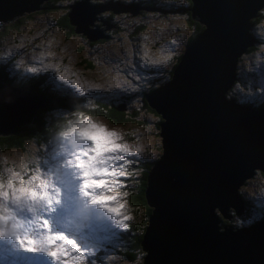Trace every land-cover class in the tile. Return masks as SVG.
<instances>
[{"label":"water","instance_id":"1","mask_svg":"<svg viewBox=\"0 0 264 264\" xmlns=\"http://www.w3.org/2000/svg\"><path fill=\"white\" fill-rule=\"evenodd\" d=\"M47 1L0 0V28L37 11ZM91 1L72 4L68 14L75 34L85 36L89 43L111 39L104 32L115 26L98 19L103 12L132 17L141 10L168 12L120 1L103 5ZM190 1L191 20L204 29L184 51L170 81L146 97L149 107L162 118V154L147 177L145 200L152 212L142 250L149 251V264H264V222L236 233L224 225V219H232V211L235 216L245 211L239 189L257 171L264 173L259 164L264 155V110L227 96L237 81L239 59L255 44L248 30L264 9V0H246L243 28L231 31L225 30L224 22L239 14L233 5L241 0ZM84 4L92 10L91 21L79 11ZM97 21L105 30L94 27ZM19 73L21 77L25 74ZM2 83L0 136L24 133L52 101L46 95ZM61 97L62 101L69 99L68 95ZM118 110L126 108L123 105ZM217 222L228 229L223 235L218 233Z\"/></svg>","mask_w":264,"mask_h":264},{"label":"clouds","instance_id":"2","mask_svg":"<svg viewBox=\"0 0 264 264\" xmlns=\"http://www.w3.org/2000/svg\"><path fill=\"white\" fill-rule=\"evenodd\" d=\"M79 1L82 0L76 2ZM245 2L241 0L234 5ZM132 3L141 4L140 0ZM262 11L259 14H264ZM248 31L254 40L256 37L264 41V27ZM24 46L21 38L18 47ZM50 47L49 43L47 48ZM10 55L0 51V62ZM253 55L264 62V43ZM165 56L171 60L173 53L167 52ZM45 59L48 62L42 59V67H38L28 66L21 57L13 67L23 68L25 74L21 78L25 82L41 72L51 73L59 82L64 70L61 57L48 52ZM29 68L36 72H28ZM67 75L69 80L75 78L72 73ZM76 75L79 87L70 83L66 86L75 88L79 93L76 96L82 97L83 89L92 90L94 81ZM3 86L0 82V88ZM257 95L264 97V91L258 90ZM144 100L147 104L145 97ZM261 104L264 101L253 107L264 110ZM102 112L92 99L75 103L69 109L54 108L41 117L40 130L21 147L0 148V264H119L112 249L123 245V235L139 224L143 216L142 208L130 201L135 194L130 178L143 171L135 166L138 161L159 158L146 155L140 129L117 124L106 118V113L101 115ZM154 162L149 164L153 166ZM231 214L232 219L236 217L234 225L229 224L233 233L264 222V207L251 209L250 215L244 210H240L239 216L233 211ZM216 228L221 235L228 230L219 222ZM130 264H149V251L145 247L138 250Z\"/></svg>","mask_w":264,"mask_h":264},{"label":"rangeland","instance_id":"3","mask_svg":"<svg viewBox=\"0 0 264 264\" xmlns=\"http://www.w3.org/2000/svg\"><path fill=\"white\" fill-rule=\"evenodd\" d=\"M76 1L78 0H53L57 8L52 12L45 10L47 1L37 11L23 15L5 25L0 29L1 33L7 31L3 35L0 34V51L11 53L7 58V60L13 61L11 71L24 73L22 67L19 69L13 67L21 57L25 58L28 66L42 67L40 61L43 59L44 63H47L48 60L45 57L48 55V52H53L61 57L60 65L62 68L68 69L69 73L82 74L92 81H97L101 77H104L122 85L124 81H128L132 85L137 86V91L127 89L126 85H123L122 89L113 88L107 92L92 89L82 96L84 98L83 102L92 99L98 104L97 100H102L108 107L115 104H120L121 106L125 104L127 110L125 113L127 116L132 117V120L123 126L140 129L146 142V155L154 154L159 158L162 154L158 125L161 118L147 106L144 95L169 80V68L165 65L169 62L173 64L174 61L176 65L178 64L177 57L184 54L188 40L192 38L196 31L195 27L193 24L188 23L186 16L183 19H179L178 17L166 18L163 16L155 18V16L151 15L153 12H150L149 16L146 15L137 19V17L134 18L128 13L112 15L110 14L111 12L106 11L99 18L112 23L119 21V23L116 22L119 27L118 30L114 32L112 40H97L89 43L85 36L75 33L68 34L57 23L60 17L69 14V7ZM114 1L139 2V0ZM156 1L187 5L185 0ZM91 3L93 5H103L114 2L113 0H92ZM262 13H264V10ZM18 21L21 22L19 28H12L11 25L18 23ZM98 22L101 23L100 21L95 22L94 27H98V24H96ZM9 25L10 28H6ZM139 25H142V27L139 28ZM254 26L253 30L264 27V14H262L260 22ZM94 27L92 26L91 29L94 30ZM99 28L105 30V27ZM104 34L110 37L109 32L106 31ZM146 36L148 37L147 40H145ZM21 38H24V47H18ZM42 41L44 42L43 45H41ZM49 43L51 47L47 48ZM261 43H264V41H261ZM261 43H257L254 52L241 57L238 64V71H240L238 83L236 82L233 86L232 90L228 93V97L233 96L247 100V102H260L257 99L259 97L257 93L258 90L264 91V87L261 86V73L264 72V62L253 54L257 52L258 46ZM37 45L41 46L37 47ZM144 50H147L149 56L152 58H162L167 52L173 53V56L171 60H168L164 66L159 68V70H162L161 72L146 70L144 60L141 59ZM89 64L93 66L91 67ZM46 73L52 76L51 73ZM137 73L143 79H134ZM144 80L147 81L146 84ZM156 160L145 159L138 161L137 165H135L143 171L139 176L130 178L133 180L132 191L134 193L141 189V179L147 166L145 164ZM136 181H138V184ZM262 189H264V176L259 171L252 180H249L245 186L243 185L240 188L239 194L241 193V197L249 203V208L245 214L250 215L253 208L259 209L264 207V195L261 194ZM140 208L143 210V216L140 221L143 222L134 225L132 230L123 235L124 246H118L115 250L114 248L112 249V251H115H113L114 253H117L115 255L119 258V264H126V262L130 264L133 261L123 256H127L129 252L134 254V258L136 259L138 250L130 251L129 245L136 243L137 237L143 233L146 224L144 223V220L147 219L146 210L144 206ZM235 218L228 223L234 225ZM227 221V219H224L225 223ZM225 226L229 227L227 224ZM128 256H131V254Z\"/></svg>","mask_w":264,"mask_h":264},{"label":"trees","instance_id":"4","mask_svg":"<svg viewBox=\"0 0 264 264\" xmlns=\"http://www.w3.org/2000/svg\"><path fill=\"white\" fill-rule=\"evenodd\" d=\"M148 1V0H146ZM145 0H141L140 3H147ZM138 3V1H137ZM192 3H190V7H191ZM56 4L53 2V0H49L47 4H45V10L52 12L54 9H56ZM262 14L260 13L259 16L252 21V28L255 27L254 25H257L260 20H261ZM98 19H100L98 17ZM20 21H18V23H14L13 25H11L12 28L14 29H18L20 26ZM58 25L61 29H65L66 32L68 34L71 33H75L74 32V28L71 27L69 25V19H68V15H63L62 17L59 18L58 20ZM101 24V27H105ZM193 26L195 27L196 31L194 33V35L192 36V38H190L189 42L187 43L188 45L198 36L199 33H201L204 29L203 26L199 25L197 22L192 21ZM8 25V23L6 24ZM10 28L9 26H6V28ZM5 28V29H6ZM7 33V31H3L2 33L0 32L1 35ZM255 42L256 45L257 43H261V41H259V39H257L255 37ZM100 41V40H99ZM256 45L251 47L248 50L247 54H250L252 52H254L256 50ZM180 60V57L178 58L177 62ZM12 64L13 61H10L9 59L3 62H0V82H6L7 85L13 86V87H18V88H25L29 91L32 92H36L39 93L41 95H46L48 96L52 101V104L50 105V107L44 109V110H40L36 116L34 117V120L31 124V126L29 127V129L27 131H25L24 133L18 134V135H8V136H0V148H12V147H21L25 140L29 137L35 136L36 133L40 130V124H41V117L47 112L50 111L54 108H60V109H67V108H71V106L75 103H83L84 98L83 97H73L70 94V90L68 91V93L64 94L61 93V95H58V92H55L51 89H49V84H48V77H50L51 75L44 72V73H38L34 78L28 79L26 82L21 78V73L19 72H11V68H12ZM91 67L93 66L92 64H89ZM176 66V65H175ZM175 68V67H174ZM240 71H238L239 74ZM12 73V74H11ZM19 73V74H18ZM8 75V78H6V75ZM239 78V75H238ZM64 95H68L69 99H67V101H62V97ZM147 95V94H146ZM45 97V96H44ZM231 99H234L235 101L243 104V105H247V106H251L253 107V105L256 102H247V100H243V99H239V98H235L233 96L229 97ZM48 99V98H47ZM98 101V106L99 108H102L104 110V112L100 113L101 115H104L106 113V118L110 119L111 121L117 123V124H127L129 121L132 120V117H129L126 115L125 112L123 111H119L116 104L115 106H110L108 107L107 104L105 102H103L102 100H97ZM65 102V103H63ZM67 103H69L67 105ZM66 104V105H64ZM149 106V105H148ZM262 107H264V104H261ZM254 108V107H253ZM161 122V121H160ZM160 122L158 123V125L160 124ZM152 168V164H148L146 166V169L143 173V178L142 180V186L141 189L136 192L134 195H132L130 197V201L133 205H139L140 207L145 208L146 210V216L147 218L149 217V215L151 214L152 210L147 206L146 204V200H145V189L147 186V177L149 174V171ZM262 175L264 176V173H262ZM247 213V210L246 212ZM143 222V221H142ZM140 221V223H142ZM145 226L143 229V233L141 235H139L136 239V243L129 245V249L130 251L132 250H142V240H143V235L145 232V229L148 225V220H144ZM229 225L228 222H224V225ZM233 226V225H231ZM120 253V252H119ZM121 254V253H120ZM129 254H131V256H128ZM123 255V254H121ZM137 255V254H136ZM124 257H127L129 259H132L133 261L135 260L134 258V254H132L131 252L127 253V256L123 255Z\"/></svg>","mask_w":264,"mask_h":264},{"label":"snow or ice","instance_id":"5","mask_svg":"<svg viewBox=\"0 0 264 264\" xmlns=\"http://www.w3.org/2000/svg\"><path fill=\"white\" fill-rule=\"evenodd\" d=\"M233 7L238 10L239 14L233 19L225 20L224 27H225L226 31L236 30V29L242 27L244 20H245V15L242 11L244 6L243 5H233ZM79 11L81 12V14L86 13L87 16L89 17V20L91 21V11L92 10L89 8V6L87 4L81 5L79 7ZM147 39H148V37L146 36L145 40H147ZM142 57H144V58L142 59ZM141 59L144 60L146 70H157V71L159 70V68L161 66H164L166 64V62L168 61L166 56H164L162 58L161 57L152 58L151 56H149L147 50L143 51V55L141 56ZM56 67L59 69L60 66L57 65ZM27 71L35 73L36 69L29 68V69H27ZM68 73H69V70L64 69L63 73L60 74L59 82L56 78H53L52 76L48 77L47 79L49 82V87L53 91L59 92V93H68L69 88L65 87L66 83H70V84H73V85H76L77 87H79V77L76 75V73L72 72L73 77H75V78L71 79V80L68 79V75H67ZM134 79L140 80L143 78L141 77V75L139 73H137L136 76L134 77ZM144 83L146 84L147 81L144 80ZM123 85H126L127 89H130L132 91L138 90L137 86L132 85L128 81H124ZM123 85L121 83H118V82H113L108 78L101 77L99 80L94 81V87L92 89L107 92L113 88L122 89ZM166 86L160 88V90L158 92L163 91V89L166 88ZM261 86L264 87V72L261 73ZM83 91L85 93L89 92V90L87 88L83 89ZM158 92H155L153 94V97H152L153 103H156V97H157ZM71 94L78 95L79 93L76 92L75 88H73V89H71ZM221 95H222V93H221ZM257 99L264 101V97H258ZM247 163L251 164L252 162L248 161ZM259 164H260V166L264 167V155H262L260 157ZM261 194L264 195V189L261 190Z\"/></svg>","mask_w":264,"mask_h":264},{"label":"flooded vegetation","instance_id":"6","mask_svg":"<svg viewBox=\"0 0 264 264\" xmlns=\"http://www.w3.org/2000/svg\"><path fill=\"white\" fill-rule=\"evenodd\" d=\"M146 2L147 3H141L140 4L141 6H144L142 8L152 7L154 9H160L162 11H168L166 14H163V13H161L159 11H154L153 14H151V15L155 16V18H158L159 16H163V17H166V18L167 17H178L179 19H183V17L186 16L187 17V20H188V23L189 24H192L191 15H190V12H189L190 3H191L190 0H185V2L187 3V5L172 4V3L163 2V1H156V0H148ZM125 3H130V1H125ZM149 14H150V12H147V11L143 10L140 13H138V15H136L135 17H137V19H139L142 16H146V15L149 16ZM116 22L119 23V21H116ZM116 22L114 21L115 24L112 23L115 26V29L109 30V34H110L111 40H112V38L114 36L113 35L114 32L117 31L118 28H119ZM96 24H98V27H101V24L99 22L96 23ZM138 27L140 28V27H142V25L141 26L139 25ZM189 40H188V42H189ZM179 57L180 56H178L177 59ZM175 65H176L175 61H174L173 64H171V62H169L167 65H165V66H168V68H169V70H168V77L169 78L171 76V72H172L173 68L175 67ZM154 71L161 72L162 70H158V71L157 70H154Z\"/></svg>","mask_w":264,"mask_h":264},{"label":"bare ground","instance_id":"7","mask_svg":"<svg viewBox=\"0 0 264 264\" xmlns=\"http://www.w3.org/2000/svg\"><path fill=\"white\" fill-rule=\"evenodd\" d=\"M113 2H115V1H113ZM126 4L130 5V3H126ZM139 6H140L141 8L144 7V6H141L140 4H139ZM141 11H143V10H141ZM141 11H140V12H141ZM0 29H1V28H0ZM237 72H238V65H237ZM165 73H166V72H165ZM5 75H6V74H5ZM171 77H172V76H171ZM171 77H170V78H171ZM170 78H169V81H170ZM169 81H168V82H169ZM147 96H148V95H146V94L144 95L145 98H146ZM231 221H232V220H231ZM231 221H230V222H231ZM227 222H228V221H227ZM122 240H123V239H122ZM123 241H124V240H123ZM123 246H124V245H123ZM123 248H125V247H123ZM114 250H115V248H114ZM114 250H113V251H114ZM114 252H115V251H114ZM117 252H118V251H117ZM115 254H117V253H115Z\"/></svg>","mask_w":264,"mask_h":264}]
</instances>
